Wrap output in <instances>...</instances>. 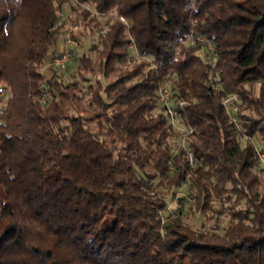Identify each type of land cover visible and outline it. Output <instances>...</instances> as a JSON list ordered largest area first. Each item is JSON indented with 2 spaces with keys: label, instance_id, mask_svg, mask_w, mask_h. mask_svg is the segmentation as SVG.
Segmentation results:
<instances>
[{
  "label": "trees",
  "instance_id": "trees-1",
  "mask_svg": "<svg viewBox=\"0 0 264 264\" xmlns=\"http://www.w3.org/2000/svg\"><path fill=\"white\" fill-rule=\"evenodd\" d=\"M67 8L98 63L47 80ZM166 84L193 128L177 153ZM261 155L264 0H0V264H264ZM183 186L215 228L163 223Z\"/></svg>",
  "mask_w": 264,
  "mask_h": 264
},
{
  "label": "rangeland",
  "instance_id": "rangeland-1",
  "mask_svg": "<svg viewBox=\"0 0 264 264\" xmlns=\"http://www.w3.org/2000/svg\"><path fill=\"white\" fill-rule=\"evenodd\" d=\"M90 11L92 13L93 10H90ZM62 15H64L66 19L69 17L72 18L71 20H72L73 24L69 27L68 33L73 32L72 34H76L78 36L79 40L84 41V43H81V41H80L79 46L74 48L73 57L71 58L70 63L68 64V66L65 70V71H67V74L70 76V78H72V76L79 78L80 74H78V73L76 74V72L82 71V64H81V61L79 59V57L82 53L86 52L87 56H89L92 59L93 64L95 63V65H96L98 63L97 53L95 51H89L88 50L91 42H95V43L99 44L98 33H97V31L95 33H92L91 28L93 27V25H92V27L90 26L89 19L86 21V23L81 22V20H78L75 18L74 14H72L70 8L65 9V11L62 13ZM75 19H76V22H74ZM87 24H88V26H86ZM83 32H84V34L90 33L92 36H90L88 38H84L85 36H84ZM59 45H62V43L60 42ZM209 49H213L212 45L209 46ZM53 51H56V49H52V51L49 54L51 55V53ZM50 55H49V57H50ZM124 68H131V65H128ZM53 70H54V68L51 67L47 61L45 67L42 70L44 72L47 80L54 73ZM73 74H75V75H73ZM89 76L94 81L97 78H100L102 76V74H101L99 68H97V66H96V70L93 73L89 74ZM114 78H115V75L112 77V79H114ZM166 85H168V84H166ZM255 92H256V94L259 92V85L255 86ZM233 95H238V94H233ZM254 142L257 145L258 149L260 150V147H262V144H263V140L259 137H255ZM242 143L243 144L245 143L244 139H243ZM182 144H185L183 142V140H179L177 142L178 146H180ZM261 163H262V166L264 168V160L263 161L261 160ZM261 178H262V185L260 186V190L264 194V173L261 174ZM234 199L235 198H233L232 200H234ZM167 200L169 201L168 206H167V208H165L161 212L163 223H166V221H164V220H166L167 218H169V216H171V217H173L172 221L175 218L180 217V218H182L184 223L189 224L190 226H192L196 230H198V228H201L202 230H204V229L205 230H208V229L212 230L213 228L216 227V224L218 223V219L213 213H216L218 207L215 205V208H214V205H211V207L209 208L210 210L209 211L207 210L208 213L206 215H202L201 213H198L197 208H196L197 198H196V190L195 189H193L189 186H183L182 188H180L179 190H177L175 192V195L173 194V196L168 198ZM228 221H229V217L227 215H223L221 218V221H220V224L222 226L221 232L223 230V227L226 226V224L228 223Z\"/></svg>",
  "mask_w": 264,
  "mask_h": 264
},
{
  "label": "built area",
  "instance_id": "built-area-1",
  "mask_svg": "<svg viewBox=\"0 0 264 264\" xmlns=\"http://www.w3.org/2000/svg\"><path fill=\"white\" fill-rule=\"evenodd\" d=\"M65 20V16L61 15L56 23L55 27H60ZM121 20L126 22L127 26L129 27V22L126 21L125 18L121 17ZM76 28V27H75ZM75 30V29H74ZM194 42V41H193ZM192 42V43H193ZM80 40L76 34H72L69 32L64 39V42L60 46V48L56 51H53L48 59V64L56 70L64 71L68 64L70 63L71 58L73 57L72 49L79 46ZM41 95H40V102L42 104H47L52 98V91L50 86L47 83L42 85ZM159 101L164 106L167 115L170 118L171 124L173 125L174 129L178 132L179 136L182 138L183 142L187 140V137L193 132V128L188 126L184 123V121L180 118V107H184L185 102L183 101H174L172 98V90L169 85H164L159 88ZM240 97L238 95H231L226 97L223 100V105L226 107L227 112H230V104L232 102H239ZM231 113V112H230ZM235 121V119H233ZM186 145L182 144L177 146L173 149L174 153H177L180 149L185 148ZM264 156L261 155V160L263 161ZM173 170V166L170 167ZM173 217L169 216L167 218L166 223L171 222Z\"/></svg>",
  "mask_w": 264,
  "mask_h": 264
}]
</instances>
